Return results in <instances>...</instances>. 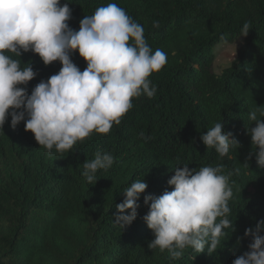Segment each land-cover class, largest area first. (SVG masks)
<instances>
[{"label": "trees", "instance_id": "16d2710c", "mask_svg": "<svg viewBox=\"0 0 264 264\" xmlns=\"http://www.w3.org/2000/svg\"><path fill=\"white\" fill-rule=\"evenodd\" d=\"M67 2L69 26L77 31L86 15L117 4L143 26L153 52L167 54V63L149 77L157 88L153 98H133L119 125L108 134L93 132L70 152L49 155L24 122L13 128L9 115L0 129V264H233L250 251L253 238L245 230L264 220V168L255 155L249 159L247 131L256 126L250 111L264 106V0H61ZM245 22L250 31L236 57L217 73L216 45L239 37ZM71 58L81 71L87 67L78 51ZM21 60L22 68L31 62L37 73L29 95L62 67L59 61L45 65L33 52ZM217 122L240 142L224 157L201 139ZM97 150L115 162L89 184L83 163ZM183 164L223 166L222 174L231 173L234 231L226 230L213 253L186 248L181 258L170 259L167 250L148 247L155 235L143 219L150 208L144 198L172 191L168 180ZM143 179L148 188L138 200V216L122 228L114 223L116 205L132 182Z\"/></svg>", "mask_w": 264, "mask_h": 264}, {"label": "clouds", "instance_id": "9594fccd", "mask_svg": "<svg viewBox=\"0 0 264 264\" xmlns=\"http://www.w3.org/2000/svg\"><path fill=\"white\" fill-rule=\"evenodd\" d=\"M72 9L61 0H0V129L9 115L11 126L21 122L25 130L49 155L70 152L93 132L108 134L133 108V98L157 92L149 77L167 63V54L154 52L148 45L144 28L115 3L98 7L94 14L80 21L79 30L69 26ZM153 27L159 28L154 21ZM250 22H245L241 36H247ZM223 40L224 38L221 37ZM87 62L81 69L73 62L77 52ZM38 54L45 65L59 61L57 74L39 82L29 95L27 85L37 73L31 62L21 67L23 53ZM18 57L19 59L13 58ZM255 127H248L256 161L264 168V106L256 105L249 113ZM224 123L217 122L201 135L204 145L214 148L220 157L240 146ZM141 137L145 134L141 132ZM115 157L97 150L93 160L83 163V177L97 183V172L110 169ZM168 180L172 191L160 196L147 195L149 212L143 217L155 239L148 244L179 259L186 248L209 254L217 250L226 230L234 231L230 221L229 201L233 189L223 166L174 168ZM148 184L136 180L123 192L125 199L116 205L114 223L124 228L138 216V200ZM130 210V214H124ZM251 236L250 251L234 259L233 264H264V220L256 229L245 230Z\"/></svg>", "mask_w": 264, "mask_h": 264}, {"label": "rangeland", "instance_id": "374dc122", "mask_svg": "<svg viewBox=\"0 0 264 264\" xmlns=\"http://www.w3.org/2000/svg\"><path fill=\"white\" fill-rule=\"evenodd\" d=\"M243 39L244 36H239L234 40H224L216 45L213 68L217 73H220L236 57Z\"/></svg>", "mask_w": 264, "mask_h": 264}]
</instances>
